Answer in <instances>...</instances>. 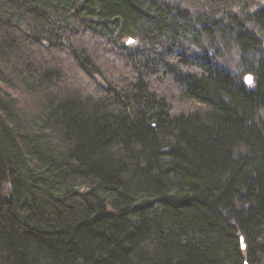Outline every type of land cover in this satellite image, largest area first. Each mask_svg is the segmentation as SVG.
Instances as JSON below:
<instances>
[{
    "label": "trees",
    "instance_id": "16d2710c",
    "mask_svg": "<svg viewBox=\"0 0 264 264\" xmlns=\"http://www.w3.org/2000/svg\"><path fill=\"white\" fill-rule=\"evenodd\" d=\"M245 260L264 0H0V264Z\"/></svg>",
    "mask_w": 264,
    "mask_h": 264
},
{
    "label": "water",
    "instance_id": "95a60500",
    "mask_svg": "<svg viewBox=\"0 0 264 264\" xmlns=\"http://www.w3.org/2000/svg\"><path fill=\"white\" fill-rule=\"evenodd\" d=\"M245 81L247 84H251L253 81V78L251 76H247ZM240 245H241L242 250H246V243L243 237H241L240 239ZM243 264H250V263L248 262V260H245Z\"/></svg>",
    "mask_w": 264,
    "mask_h": 264
},
{
    "label": "rangeland",
    "instance_id": "374dc122",
    "mask_svg": "<svg viewBox=\"0 0 264 264\" xmlns=\"http://www.w3.org/2000/svg\"><path fill=\"white\" fill-rule=\"evenodd\" d=\"M127 42H128V45H133V44L136 43V42H135L134 40H132V39H130V40L127 39ZM247 75L252 76V75H250V74H245V75H244V78H246ZM253 82H254V80L252 81L251 84H247L246 82H245V83H246L248 86H251V85L253 84Z\"/></svg>",
    "mask_w": 264,
    "mask_h": 264
}]
</instances>
